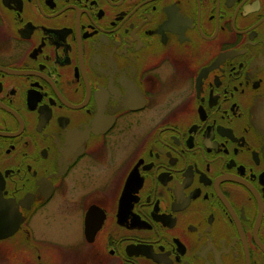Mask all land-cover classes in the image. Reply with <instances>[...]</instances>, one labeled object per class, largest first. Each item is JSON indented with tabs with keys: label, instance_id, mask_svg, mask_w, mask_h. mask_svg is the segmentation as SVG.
<instances>
[{
	"label": "flooded vegetation",
	"instance_id": "1",
	"mask_svg": "<svg viewBox=\"0 0 264 264\" xmlns=\"http://www.w3.org/2000/svg\"><path fill=\"white\" fill-rule=\"evenodd\" d=\"M11 232L0 264H264V0H0Z\"/></svg>",
	"mask_w": 264,
	"mask_h": 264
},
{
	"label": "rangeland",
	"instance_id": "2",
	"mask_svg": "<svg viewBox=\"0 0 264 264\" xmlns=\"http://www.w3.org/2000/svg\"><path fill=\"white\" fill-rule=\"evenodd\" d=\"M41 233L42 234H47L49 237H53V238H56V237H58L57 235H55V233H54V231H52V230H41Z\"/></svg>",
	"mask_w": 264,
	"mask_h": 264
},
{
	"label": "water",
	"instance_id": "3",
	"mask_svg": "<svg viewBox=\"0 0 264 264\" xmlns=\"http://www.w3.org/2000/svg\"><path fill=\"white\" fill-rule=\"evenodd\" d=\"M16 229V228H15ZM14 231V230H13ZM13 232L9 233V234H1L0 235V239H4L7 238L8 236H10Z\"/></svg>",
	"mask_w": 264,
	"mask_h": 264
}]
</instances>
